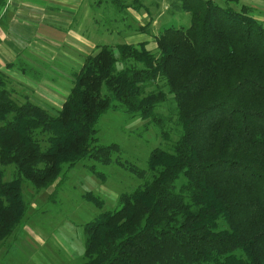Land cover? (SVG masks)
<instances>
[{"label": "trees", "instance_id": "obj_1", "mask_svg": "<svg viewBox=\"0 0 264 264\" xmlns=\"http://www.w3.org/2000/svg\"><path fill=\"white\" fill-rule=\"evenodd\" d=\"M224 1L179 0L190 23L154 35L156 52L145 42L98 45L56 113L26 94L15 98L0 69V245L26 218L24 180L36 188L60 183L91 159L118 163L142 181L119 195L118 208L84 224L80 264H264V25L252 7ZM168 95L178 137L152 149L144 169L113 157L117 143H97L109 109L163 129L156 108ZM6 165L15 168L7 181ZM82 196L102 206L92 192Z\"/></svg>", "mask_w": 264, "mask_h": 264}, {"label": "rangeland", "instance_id": "obj_2", "mask_svg": "<svg viewBox=\"0 0 264 264\" xmlns=\"http://www.w3.org/2000/svg\"><path fill=\"white\" fill-rule=\"evenodd\" d=\"M121 1L125 8L118 10L110 0H84L83 6L77 12L75 24L87 14L88 19L95 22L96 28L100 30L98 36L100 41L115 45L128 40L136 41L138 36H141L140 31H144L140 27L148 23L143 36L149 34L151 41L153 36L165 27H186L190 23L189 14L182 12L178 7L179 0ZM136 2L141 3L142 8L135 9L133 5ZM217 2L220 5L226 4L224 0ZM249 2L260 4L264 3V0H238V3L230 2V5L237 9ZM253 15H258V11ZM86 29L88 32L91 31V28ZM149 47L151 51L156 52L155 44ZM66 78L70 79L68 76ZM158 84L166 89L162 81ZM8 87L13 90L15 98L19 101L24 99L22 96L27 90L15 84L12 79ZM102 90L103 93L106 91L104 87ZM156 110L165 120L163 129L152 121L143 120L138 116H130L114 109L107 110L96 126L97 143H117L120 151L113 157L122 163L135 164L136 167L144 169L152 149L156 147L166 149L170 142L178 137L175 101L172 95H168ZM164 131L167 137L163 135ZM92 165L102 176L98 177L93 173L90 168ZM2 168L4 180H10L15 171L14 166L6 165ZM58 181L55 180L50 186L41 188L34 187L27 180L22 182V195L29 204L27 215L24 222L0 245V247L5 245L0 255V264L26 263L27 250H24L21 244L22 228L25 223L39 230L46 238L45 244L31 249L35 251V256L43 257L45 264H80L83 260L84 224L103 211L118 208L119 195L134 189L142 179L118 163L102 164L84 159L68 169L60 183H57ZM85 192H92L98 196L102 206L96 207L86 200L82 196Z\"/></svg>", "mask_w": 264, "mask_h": 264}, {"label": "crops", "instance_id": "obj_3", "mask_svg": "<svg viewBox=\"0 0 264 264\" xmlns=\"http://www.w3.org/2000/svg\"><path fill=\"white\" fill-rule=\"evenodd\" d=\"M83 4L84 0H4L0 5V69L10 82L12 79L27 90L32 102L52 113L60 109L85 57L94 54L98 45L108 44L100 41V30L87 14L75 24ZM244 5L252 7L253 14L258 11L255 17L264 25V3ZM140 34L136 41L124 43L145 42L147 49L156 45L154 37L151 41L149 34ZM9 63L12 65L7 67ZM45 240L39 230L25 223L21 234V244L27 250L25 264H45L43 257L31 250ZM4 247H0V255Z\"/></svg>", "mask_w": 264, "mask_h": 264}]
</instances>
